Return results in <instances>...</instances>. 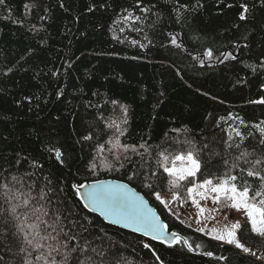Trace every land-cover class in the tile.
Here are the masks:
<instances>
[{
	"label": "trees",
	"instance_id": "16d2710c",
	"mask_svg": "<svg viewBox=\"0 0 264 264\" xmlns=\"http://www.w3.org/2000/svg\"><path fill=\"white\" fill-rule=\"evenodd\" d=\"M181 2L190 9L196 7L184 12L183 23H177L171 4L143 0L141 6L155 5L152 11L162 13L155 27L149 26L156 19L152 13L143 22L123 20L125 9L144 16L136 7L137 0H6L0 5V167L13 165L9 170L15 172V160L27 157L21 161L20 173L34 171L33 179L39 178L41 186L48 176L56 189L52 198L63 202L65 215L71 212L93 220L90 231L100 236L107 233L104 245L114 243L126 264H159L151 249L164 264H264L185 224L156 199L155 193H176L192 208L187 188L204 178L215 183L216 177L227 171L220 158L203 167L202 175L182 181L179 188L167 183L166 174L149 181L151 188L145 187L140 177L129 180L134 170L147 172V166L105 167L114 163L107 151L111 145L105 143L114 131L106 128V123L113 119L126 129L120 139L127 144L147 141L155 146L169 138L192 141L173 143L171 150L178 152L226 140L230 135L238 140L233 129L248 137L247 145L256 144L259 132L254 125L264 120V104L250 101L264 98V71L254 74L249 66H256L264 57V11L241 21L240 4L245 0ZM26 3L36 7L28 11ZM44 16L47 18L42 20ZM170 33L176 35L181 47L170 43ZM209 49L212 59L204 55ZM225 53L236 59H225ZM238 80L247 82L238 84ZM112 100L118 104L113 105ZM120 105L128 108L127 124L122 123ZM229 114L243 117L248 126L228 119ZM88 134L93 140L84 141ZM97 143L105 144L103 153L97 152ZM49 147L61 148L63 165L46 150ZM94 156L95 173L88 167ZM133 159L140 160L137 156ZM33 160L42 167H30ZM150 163L156 170L154 159ZM109 178L141 191L159 210L169 230L186 239L194 250L189 251L183 243L169 247L110 224L85 208L72 185ZM220 207L223 212L228 210ZM244 233L242 242L264 251V240L250 227L246 226ZM144 243L151 249L144 248ZM196 244L201 247L196 249ZM207 251L213 256L203 254ZM221 256L227 260L218 259Z\"/></svg>",
	"mask_w": 264,
	"mask_h": 264
},
{
	"label": "snow or ice",
	"instance_id": "6c2138e0",
	"mask_svg": "<svg viewBox=\"0 0 264 264\" xmlns=\"http://www.w3.org/2000/svg\"><path fill=\"white\" fill-rule=\"evenodd\" d=\"M165 2L171 4V11L175 13L177 23H183L184 12L195 11L196 7L193 6L190 9L189 5L182 3L181 0H165ZM5 3L6 0H0V5H5ZM142 4L143 0H137L136 7L144 14L143 17L134 15L133 12L125 9L127 15L123 17V20L143 22L148 19L147 14L152 13L156 19L149 26L155 27L162 19V13L159 10L152 11L155 5L141 6ZM60 6L64 7L63 3ZM199 6L202 7V5ZM35 7V4H24V8L28 11ZM240 9L239 19L247 21L252 13L264 11V0H251V3L245 0L240 4ZM92 10L89 8V11ZM46 18V16L41 17L42 20ZM252 18L255 19V16ZM169 19L171 21V16ZM133 30L142 31L141 28ZM169 37L172 45L181 47L177 43L176 35L170 33ZM204 55L209 59L213 58V52L210 49ZM222 55L225 59H236L231 53ZM200 63L203 65V60ZM249 67L252 68L254 74L264 71V57L260 58L256 66ZM8 71L12 69L9 68ZM246 82V80L237 81L238 84ZM261 87L264 89V84ZM111 103L117 105L118 101L112 100ZM250 103L264 104V98L250 101ZM120 108L124 117L122 123L127 124L128 108L125 105H120ZM100 118L104 120L102 115ZM228 119L238 120L240 125L248 126L243 117L238 114L235 116L229 114ZM262 125H264V120L254 125L259 132L254 146L245 143L248 137L244 133L239 129H233L238 140L234 141L230 135L226 140L215 143L205 142L196 148L186 150L182 148L174 152L171 150L173 143L191 144L192 141H172L169 138L164 144L155 146L147 141L139 145L122 143L120 137L125 135L126 129L121 128L120 124L113 119L106 123V128L114 131L112 137L105 143L111 145L107 151L112 154L114 163L106 164L105 167L107 170H119L128 164L134 169L137 167L145 169L147 166V172L134 170L128 177L129 180L140 177L145 182V187L151 188L152 183L149 181L164 178L166 174L167 183L172 188H179L182 181L195 178L198 173L202 175L203 167H206L213 159L220 158L227 171L222 176H217L215 183L209 178H204L200 183H192V187L187 188V197L198 208V216L206 211L201 207L200 200L207 199H211L214 204H220L222 207L243 212L246 225L237 220L223 229L212 228L206 234L216 241L234 246L243 254L254 256L257 260H264V253L257 256L256 251L241 242L246 226L250 227L253 234L264 240V126ZM173 131L179 130L173 129ZM83 140L91 141L93 135H85ZM96 148L98 153H103L105 144L97 143ZM221 148L223 151L219 150ZM46 150L54 153L58 163L64 164V154L60 147H49ZM134 156L139 157L140 160L135 161ZM27 159L21 156L15 160V172L9 170L13 165L0 167V264H126V260L118 254L119 248L114 243L104 245L107 233L100 236L90 231L94 225L93 220L87 216H76L71 212L65 215L63 202L59 201L58 197L56 201L52 198L51 194L56 189L52 187V180L48 176L44 177L46 183L41 186L39 178L33 179L36 175L34 171L20 173L21 161ZM153 159L156 170L152 169L150 163ZM95 161L94 156L88 166L93 173L97 169ZM30 167L37 169L42 165L33 160ZM72 187L78 198L84 202L85 208L98 211L101 216L111 219L112 223H122L124 227L132 228L136 232L143 233L144 236H150L162 244L166 243L169 247L183 243L189 251L194 250L191 243L174 232L170 234V239L166 238L165 233L168 226L159 219L153 209L147 206L143 198L138 197L127 185L97 180L86 192H81V189L89 188L83 183L74 184ZM59 191L62 192L63 189ZM155 196L161 204L168 207L167 201L162 199L159 193H155ZM196 197H199V200ZM179 198L178 194H173V199ZM72 216L76 218H70ZM197 223H200L199 219ZM100 231L103 232V229ZM197 231L203 233L206 230L201 227ZM96 241H101V243L97 244ZM143 247L151 249L149 243H144ZM200 247V244L195 245L196 249ZM151 250L159 264H164L155 250ZM203 254L213 256L211 251ZM218 259L227 260V257L221 256Z\"/></svg>",
	"mask_w": 264,
	"mask_h": 264
},
{
	"label": "rangeland",
	"instance_id": "374dc122",
	"mask_svg": "<svg viewBox=\"0 0 264 264\" xmlns=\"http://www.w3.org/2000/svg\"><path fill=\"white\" fill-rule=\"evenodd\" d=\"M196 183L200 182L196 181ZM159 194L162 199L167 201L168 207L166 209L170 213H172L179 220L183 221L185 224L193 226L196 229L201 227L205 228L206 231L204 233H207L212 228L223 229L225 226H230L231 223L237 220H240L241 223L246 221V217L244 216L243 212H237L231 208H228L226 212H223L221 211L220 204H214L211 199L200 200L201 207L205 208L206 211L203 215L198 216V208L195 205H193L192 208H188L181 196L178 195L180 197L179 199H173L174 193L163 192ZM196 199L199 200V197H196ZM197 219L200 220V223H197ZM244 244L253 251H256L257 256H260L262 253H264V251L259 248H255L246 243Z\"/></svg>",
	"mask_w": 264,
	"mask_h": 264
},
{
	"label": "water",
	"instance_id": "95a60500",
	"mask_svg": "<svg viewBox=\"0 0 264 264\" xmlns=\"http://www.w3.org/2000/svg\"><path fill=\"white\" fill-rule=\"evenodd\" d=\"M100 180H102V181H106V182H110L111 184H117V183H119V184H125V185H127L128 188L131 189V190H133V191L135 192V194H136L138 197L143 198V200L147 203V206H148L149 208L153 209V210L155 211L156 215L159 217V219H160L163 223H165V224L167 225V222L162 218V216H161L159 210H158V209H157V208H156V207L150 202V200H149V199H148V198H147V197H146L141 191H139L138 189H136L135 187H133V186L130 185L129 183H127V182H125V181H122V180H119V179L109 178V179H100ZM94 182H95V181H91V182L84 183L85 185H88L89 188L81 189V192L89 191V190H90V186H91ZM88 209L91 210L90 208H88ZM91 211H92V210H91ZM92 212H94V213L98 214L99 216H101L100 213H99L98 211H92ZM101 217H102L106 222H108V223H110V224H113V225H115V226H118V227H121V228H124V229L130 230V231H132V232H135V233H138V234L143 235V233L136 232V231H134L132 228H126V227H124L122 223L115 224V223H112V222H111V219H106V218L103 217V216H101ZM167 226H168V225H167ZM173 232L176 233L175 231H171V230H169V228L167 227V230H166V233H165L166 238L170 239V238H171V237H170V234L173 233ZM176 234L179 235L178 233H176ZM146 237L152 239L150 236H146ZM155 241H157V240H155ZM159 242H160V241H159Z\"/></svg>",
	"mask_w": 264,
	"mask_h": 264
}]
</instances>
